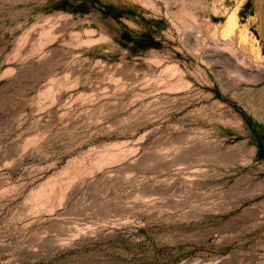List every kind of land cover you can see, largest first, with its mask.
<instances>
[{"label":"rangeland","instance_id":"374dc122","mask_svg":"<svg viewBox=\"0 0 264 264\" xmlns=\"http://www.w3.org/2000/svg\"><path fill=\"white\" fill-rule=\"evenodd\" d=\"M0 264H264V0H0Z\"/></svg>","mask_w":264,"mask_h":264}]
</instances>
